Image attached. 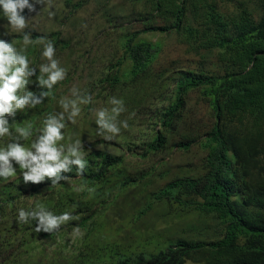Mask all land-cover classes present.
Listing matches in <instances>:
<instances>
[{"label":"trees","instance_id":"1","mask_svg":"<svg viewBox=\"0 0 264 264\" xmlns=\"http://www.w3.org/2000/svg\"><path fill=\"white\" fill-rule=\"evenodd\" d=\"M130 1L132 7L127 13L107 9L102 13L113 33L118 34V44L130 65L121 71L114 63L94 84L107 86L109 96L122 99L126 110L131 107L134 112L142 108L137 112L148 113L142 102L159 86L160 76L155 74L153 64L161 46L140 37L146 32L173 34L190 52L198 54L202 62L212 64L210 71L199 67L178 72L174 99L158 110L160 128L155 131L147 152H157L166 145L170 134L180 131L186 98L199 91L212 122L195 123L183 133L179 145L188 148L200 142L207 149L203 172L168 181L155 193V199L215 216L223 225V234L207 242L177 239L155 252L117 246L104 247L103 253L99 248L94 256L89 251L90 245L82 247L84 237L88 238L96 228L103 209L112 205L121 190L133 184V178L129 177L131 167L124 156L106 149L111 141L94 135L93 141L83 144L88 167L82 177L72 166V171L62 173L70 179L60 181L55 188L47 178L39 184H25L14 163L17 175L8 181L0 180V264H264V0L258 5V15L242 0L236 2L232 11L223 9V2L232 0ZM133 22L138 23V29H133ZM51 41L56 55L61 51L77 52L71 39L60 32L52 33ZM42 50L34 49L33 45L26 49L35 74L41 64L47 63ZM33 77L28 90L39 93L41 89L32 84ZM58 84L43 103L19 111L15 120L9 119L13 135L17 126L33 124V137L21 141L25 146L39 134L36 130L43 126L44 118L55 114L59 105ZM92 86L86 85L87 93ZM88 107L89 104L85 114ZM67 127L72 134V123ZM119 135L133 136L122 132ZM9 140V137L0 139V147ZM71 141L74 142L72 138ZM68 142L67 137L60 143ZM81 184L95 187V194L75 191ZM35 202L56 215L67 211L78 219L52 234L36 232L35 221L17 222V209L30 211ZM77 226L85 236L73 241L70 234Z\"/></svg>","mask_w":264,"mask_h":264},{"label":"rangeland","instance_id":"2","mask_svg":"<svg viewBox=\"0 0 264 264\" xmlns=\"http://www.w3.org/2000/svg\"><path fill=\"white\" fill-rule=\"evenodd\" d=\"M79 1L81 5L78 4ZM237 1L239 0L224 1L223 9L235 10ZM242 1L248 4L253 13L259 14L258 5L261 0ZM29 2L33 3L34 0ZM51 4L53 7L50 11L55 12L52 18L48 17V7L42 4H35L36 11L31 13L25 9L23 15L28 19V27L24 31L31 32V37H45L48 40L52 39V33L60 32L63 37H68L73 42L77 52L61 51L56 55L60 66L67 70L66 78L57 86L56 103L62 97L72 98L70 90L73 87L92 97L86 114L87 105H81V114L76 118V123L72 124L73 133L69 134L70 129L67 126L63 130L66 139L71 137L74 141L81 140L82 144L90 143L96 135L95 110L112 107L109 103L111 96L108 94V87L94 82L101 75H105L114 63L121 71L130 65L123 48L118 44V34L113 33L112 26L103 18L102 13L107 9L124 14L129 12L132 3L130 0H71L69 3L66 0H51ZM137 8L141 7L137 5ZM7 23L0 12V39L21 48L23 33L13 31ZM132 24L133 29L139 28L137 22ZM140 37L161 46L153 64L155 74L160 76L159 86L142 102L148 113L137 112L142 108L131 112L130 107L118 117L120 121L127 120L129 125L127 129L122 127L121 132L131 133L133 136L118 135L106 146L112 153L124 156L125 162L131 167L129 177L133 178V184L121 190L112 205L103 209L104 212L97 218L96 228L88 238L85 235L84 239L78 238L84 240L82 247L90 245L89 251L94 256L99 248L102 253L106 247L117 246L132 251L155 252L177 239L207 242L216 240L223 234V225L215 216L203 214L193 208H183L170 201L155 199V193L168 181L179 176H196L203 172L207 149L200 142H195L188 148L179 145L183 140V133L188 132L195 123L212 122L199 91L191 92L186 98L180 131L170 134L166 145L157 152H147L155 131L160 128L161 116L158 110L174 99L173 88L178 72L181 69L199 67L210 71L212 64L202 62L198 54L190 52L173 34L155 31L141 33ZM33 48L40 50L43 45L33 44ZM121 58L122 62L117 64ZM29 61L31 64V57ZM36 71L38 74L33 75V86H37V77L40 75L39 68ZM89 83L94 86L87 93L86 85ZM61 111L63 109L59 104L54 113ZM116 192L117 189L114 193ZM81 231L84 233L82 229Z\"/></svg>","mask_w":264,"mask_h":264},{"label":"clouds","instance_id":"3","mask_svg":"<svg viewBox=\"0 0 264 264\" xmlns=\"http://www.w3.org/2000/svg\"><path fill=\"white\" fill-rule=\"evenodd\" d=\"M35 4L47 6L48 17L55 15L52 9L51 0H0V12L7 20V25L15 32L23 33L22 47L17 48L12 42L0 39V139L9 137V142L0 147V180L8 181L17 175V169L13 166L18 165L19 175L22 176L25 184H39L49 179L51 187L55 188L60 181H68L69 176L62 175L72 171V166L76 167V174L83 176L88 161L85 159L87 152L83 148L82 141L77 139L68 143L64 141V129L67 123H76V118L81 114V105H88L92 102V97L82 94L79 89L73 87L71 97H62L59 104L63 111L47 115L42 121L43 126L36 131L34 139L28 146L21 143L29 140L34 135L33 124L17 126L13 135L12 126L9 119L15 120L19 111L35 108L43 103L44 99L51 95L55 85L66 78L67 70L60 66L56 58V49L51 40L45 37H38L33 40L31 32H25L28 27V19L23 15L27 9L29 13L36 11ZM8 35V33H4ZM43 45L42 57L47 61L39 66L40 75L37 77V86L41 89L39 93L28 90L30 77L35 75V69L30 67V61L26 55L29 45ZM47 89V91H44ZM23 90V94L20 92ZM109 108H99L95 110L96 135L106 141L114 140L120 133L121 128H128L127 120L120 121L118 117L126 111L122 99L111 97ZM87 191L90 196L96 192L95 187H87L85 184L75 188V191ZM75 207V205H74ZM78 219L70 212H63L60 215L54 214L43 204L35 202L32 210L24 208L17 209V222L28 224L35 221V231L52 234L60 230L61 226L68 222ZM73 241L82 238L84 233L77 226L70 234Z\"/></svg>","mask_w":264,"mask_h":264}]
</instances>
